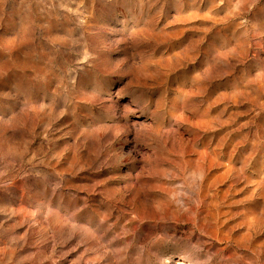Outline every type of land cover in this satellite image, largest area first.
<instances>
[{
  "label": "rangeland",
  "instance_id": "374dc122",
  "mask_svg": "<svg viewBox=\"0 0 264 264\" xmlns=\"http://www.w3.org/2000/svg\"><path fill=\"white\" fill-rule=\"evenodd\" d=\"M0 264H264V0H0Z\"/></svg>",
  "mask_w": 264,
  "mask_h": 264
}]
</instances>
